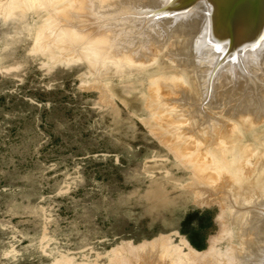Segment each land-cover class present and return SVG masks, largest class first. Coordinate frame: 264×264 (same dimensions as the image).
I'll use <instances>...</instances> for the list:
<instances>
[{"label":"rangeland","instance_id":"374dc122","mask_svg":"<svg viewBox=\"0 0 264 264\" xmlns=\"http://www.w3.org/2000/svg\"><path fill=\"white\" fill-rule=\"evenodd\" d=\"M21 1V6L16 8L9 5V0H1V4L5 3L0 4V10L3 12H0V264H157L154 263L157 260L152 258H156L159 253L157 259H160L162 250L154 246L157 243H161L168 252L165 260L173 259L180 264H218L221 260L223 264H236L234 253L240 247L238 245H241V237L237 235L240 226L237 220L233 222L231 211L225 208V205H232L231 200H228L230 203L224 201L229 194L226 195L225 191L223 195V190L215 191L208 197L213 200L209 201V204H206V196L195 194L197 189H204V186H201L195 190L194 183L198 181L196 170L205 162L199 163L202 162V157L196 162L200 155L195 154L192 158H199L187 157L191 160L190 163V160L180 154V149L185 145L187 146L184 149L190 148L192 146L189 145L194 142L195 147H198L193 149L200 148L203 152L204 149L206 151L219 146L223 150L219 153L217 151V159L210 155V163L207 160L208 165H202L206 171L212 168L209 172L215 173L213 175L216 176L221 175L222 178L219 176L217 179L221 178L223 182H220L223 184L225 178L240 183H243L241 180L245 182L250 179V184L255 179L252 184L258 181V187L264 188V126L256 125L258 128H253L252 125L253 130H250V127H240V120L236 121L237 118L233 117L235 120H230L231 125L226 130L230 118L222 117V113L217 114V117H220L223 124H226L223 121L228 123L224 126L218 121L224 126V132L221 125L220 129L218 128L217 121L212 122L214 116H209V119L211 124L217 125L208 126L211 125L208 118L205 117L207 122L205 118L202 120L200 117L199 120L201 115L193 112L198 110L194 109L197 107L194 101V104L190 103L191 99L187 103L190 105L186 104L183 95L187 87L184 85L192 81L187 71L174 70L177 75L183 76L180 79L182 83L178 80L180 84H176L182 86L181 90H185L183 94L180 89L177 91L178 95L181 94V99L186 101L179 103L180 106L178 103L174 104L173 100H170L172 98L168 99L162 92L159 93L155 84L149 88L150 83H155L158 78L164 77L162 75L166 76L173 71L168 69L170 63L167 57L162 55V49L157 53V62L151 63L148 60L156 57L152 51L159 50L151 49L155 47V42L150 43L151 47L149 43L145 45L150 48L145 49L151 51L150 56L154 55L153 58L149 57L143 47H139L148 57L143 56L142 51L141 55L136 53L139 59L142 56L143 61L136 60L141 71L139 67L134 68V62L133 68L137 70L135 75V70H131L133 63H128L130 68L122 69L124 62L119 64V67L113 64L114 62L111 63L112 60L109 62L107 54V60L106 55L103 58L101 54L100 61L104 59L105 63L112 65L106 66L99 61L98 64V59L93 63L94 58L90 55L92 52L87 50L88 47L83 45L85 50L78 47L79 45L77 49L73 47L76 43H72V36L76 38L74 40L79 37L69 31L72 35L69 39V33L62 29L68 22L66 18L63 19L66 16H63L62 12L54 13L55 9L59 8L62 10L58 11L68 10L67 6L74 0H66V6L62 5L63 8L67 7L66 10L61 8V0ZM85 4L91 5L92 0L91 4L89 0H85ZM89 5L85 6V10ZM7 6L10 8L7 9ZM54 14H61L62 16L58 15L62 17L61 23L66 25L62 26L57 22L58 19L61 21L59 17H55L54 21ZM87 17L91 20L94 18L88 15ZM94 19L91 23L95 24ZM54 22L60 23L58 26H61L62 33L67 32L65 34H68V38H64L66 35L61 38L68 40L64 42L72 41L69 46L72 44L70 48H74L71 49L74 54L71 51V54L69 53V46H66L65 50L64 44L67 43H62L59 36H62V33L58 34L59 29H55L58 26L54 27L57 25ZM67 27L72 26L68 24ZM67 27L66 30H70ZM56 36L60 38L59 43L63 44L59 45V48L62 47L61 51L55 46L59 40L54 41ZM78 42L81 43V40ZM52 44H55L54 47ZM170 44L169 42L168 45ZM63 48L65 53L67 52L66 55H62ZM77 52L80 53L76 56ZM118 52L115 51L116 54ZM144 57L148 59H143ZM144 60L150 63L144 64ZM95 63L101 64L100 67L103 64L104 66L99 68ZM113 65L122 67V70L130 69L131 72H123V78V75L120 76L121 69L116 71L114 66L118 74L115 75ZM148 80H151L150 83ZM150 89H155V92ZM149 91L153 94H149ZM154 93L158 95L156 98L162 101L161 103L171 102L163 106L164 104L156 101L160 103V109L161 105L164 109H168L169 105L174 108L172 114H180L181 118H188L184 112L187 115L193 112L195 117L193 114L190 117L194 126L190 117L186 119L189 124L185 123L186 120L180 123V118L175 119L180 124H174L173 120L178 116L170 114V109L167 116L163 115L165 110L162 108L159 111V104L154 103ZM185 95L189 97V94ZM149 103L153 106L156 104L158 108L154 106L153 109ZM191 105L195 107L192 108ZM203 105L200 106H207ZM155 109L157 112L163 111L161 114L162 117H167L166 120L173 116L170 121L167 120L173 121L172 128L170 123H160V113ZM182 112L184 115H181ZM263 118L258 120L257 124L260 125L264 121ZM196 122L198 125L205 123L201 125L206 130H202L209 132L206 137L210 135L213 138L204 139L211 142V138L213 142L206 140L205 144L198 145L200 143L195 140L200 138L202 132L199 131L200 128L197 129ZM233 122L238 124L239 131V127H233ZM235 123L233 124L236 125ZM188 125L196 129L191 130L194 131L193 134L196 131L195 134L200 133L197 134L199 137L195 138V134L189 131L190 128L186 130ZM261 125H264V122ZM181 127L185 128V131ZM211 128L214 130L213 135L210 134ZM217 128L222 133H219ZM165 129L167 133L163 131ZM179 131L187 135L190 132L194 139L188 141L189 143H175L177 148H174L172 142L169 143L171 146L168 145L169 137ZM173 139L172 137L171 140ZM192 160H195L196 166L192 164ZM193 170L196 172L193 173ZM234 174L240 179L237 180ZM213 175L212 179H215L216 176ZM242 177H245V180ZM221 183L218 186H221ZM206 185L205 188L209 187V190H219L212 187L215 184ZM229 255L234 259L231 260ZM176 258L182 260L179 262Z\"/></svg>","mask_w":264,"mask_h":264},{"label":"bare ground","instance_id":"6f19581e","mask_svg":"<svg viewBox=\"0 0 264 264\" xmlns=\"http://www.w3.org/2000/svg\"><path fill=\"white\" fill-rule=\"evenodd\" d=\"M26 1H28V0H26ZM21 2H22L21 0H9L8 3H10L9 5L10 6L12 5L13 8H16V6L17 7L21 6ZM65 2L67 3L66 0H61V2H59V3H62L61 4V6H62L63 4L65 5ZM68 2H69V0H68ZM4 3H2V4L4 5ZM8 3H7V5H8ZM89 3L91 4V0H89ZM0 4H1V0H0ZM57 5H56V7L59 8ZM88 5L89 4H85V0H74L73 2H71L70 6H67V7H69L68 10H66L67 9V7H65L66 5L64 6L65 8H63V6L61 7L64 10H66L64 12L58 11L60 8L55 9L54 13L55 12L56 13L62 12L61 14H63V16H66L63 19L66 18L68 22L65 21V23L67 22L66 23L67 25L64 23H61V22H63L61 20L62 17H59L61 14H57V15L54 14L55 15L54 18L55 17L60 18L61 21H58L59 20L58 19L57 22H60L61 24L56 23V22H54V24L56 23L57 25H54L53 23L52 24L54 25V27L55 26L57 27L59 24L60 25L64 24V26L66 25L65 28L62 27V29L69 33V39H71V36H72V35H70L71 33L74 36H76L77 38L79 37L78 40H74L76 38L72 36L73 42L69 40V43H71V42L73 44L76 43L75 44L76 46H73L75 49H77L78 47H81L82 50H85L88 47L89 49L87 48V50L89 52L90 51L92 52V54H90V55H92V57L94 58L93 63L95 62V59H98L96 61L98 64H99V62L105 63L104 59H102L103 61H100L101 60L100 55L103 54L102 56L104 58V56L107 54V55H109V57L106 55L105 59L107 60V57H108L110 59V61L108 60L109 62H111V60H112L111 63L114 62L113 64H117L119 67L124 62V65L123 64L121 65V66H124L123 68L121 67L122 69H124L125 67H126V69H128L133 65L131 67V70H135L134 68L139 67V65H137L138 61H140V60L143 61L142 56L139 59L136 55L137 52L140 53L142 51V49H139V47H141V48L143 47V50H145L146 53L147 52L149 53V54L147 53L149 55V57L153 58L154 55L150 56L151 51L149 52V50H148L150 48L146 47L145 45H149L150 43L155 42L156 45H158V47L156 45H155V47H151V44H150V47H151V49L152 48H154V49L159 48V50L157 49L158 52H156L157 50L152 51V53L155 54L156 57H154L153 59L145 58L147 56V54H144L145 52L142 51L141 52L142 55L143 56L145 55V57L143 59H148V60H150L151 63H153L152 61L157 62V58H158L157 55L161 52L160 50L162 49V55L167 57V58L164 57L165 62L167 59L168 62L170 63L169 64L170 67L168 69H170L171 71L173 70V71L169 72V74L166 76L162 75L164 77H161L160 79L158 78V80H156V82H155V79L153 78L154 79L153 81L155 83H153V82L150 83L151 80L150 81L148 80V83H150L149 88H150V86L153 87L155 84L156 85L155 89L158 87L157 89H158L159 93L162 92L165 97H168V99L172 98L170 100H173L172 102L174 104L175 103H178V104L182 103L183 104L185 99L187 101V102L185 101L187 104L188 101L192 99V101H189V102L193 103V101H194V103L196 104L195 106H197V107H195L194 105L193 106L195 107L194 109H198V110L195 111L193 109L194 110L193 112L195 114L197 113L198 115H201V116H199V120H200V117L202 118V120H204L205 117L209 119V116H210V118L211 117L213 118V116H214V118L211 119L212 122L220 121L221 124H223L222 120L219 119L220 117H217V114L222 113V115H221L222 117L227 116L228 119L230 118L228 121V122H230L228 127H225L226 130L229 129V126L231 125L230 120L233 117L237 118L236 121L240 120L239 121L240 127H250L251 128L253 125V128H254V126L256 128H258V126L259 127L264 126V125H261L264 121H262V123L260 125L257 124L259 122L258 120H260V119L262 120V117H264V0H92V4L89 5V8H86V10H85V6H88ZM10 6L9 7L7 6V9L10 8ZM59 6H60V4H59ZM5 7H6V5L3 6V9H5ZM87 9H89V11ZM6 10H5V12H6ZM60 10H62V9H60ZM7 11H9V10H7ZM85 11H88V12H85ZM0 12H2V10H0ZM86 14L88 16L94 17L95 19L94 18H92V20L89 19ZM93 19L96 22L95 24H94V22L91 23V21H93ZM54 21H56V18ZM68 24H69V26H72V27H67ZM66 27L68 29L70 28V30H66ZM55 29L57 31L59 29L58 34H59V32H61V26H60V28L58 26V28H55ZM55 29H54V31H55ZM64 31H63L64 34L61 32L62 36L59 34L60 38L64 37V35H66L65 33H67V32H64ZM49 32H51V30ZM56 33L54 35H56ZM59 36L58 37L56 36L57 39L55 38V40H54V41H57L59 39L58 45H55V44L54 45L57 46V49H59V51H61V48H62L61 46L63 44L61 45L59 42L62 41V43H67V44H64L65 50H67L66 46H69V43L64 42V40H67V39L63 40V38H61L62 40L60 41ZM67 36H68V34L64 38H66ZM53 38H54V36H53ZM79 40H81V43L78 42L79 43L78 44L77 41H79ZM82 42H83V44H82ZM169 42L171 43L170 45H168ZM154 44H152V46H154ZM54 45L52 44V47H54ZM59 45H61L60 46L61 48H59ZM70 46H72V44H70ZM70 46L68 48H70ZM45 48L47 49V47H45ZM72 48H70V50H69L70 54L72 52L71 51ZM74 48H73V50H74ZM145 48H148V49H145ZM114 49L116 52H118L119 50L120 51L116 54ZM62 50H63L62 55H64V54L66 55L67 52L65 53L64 48ZM138 50H140V51H138ZM88 51L87 52L85 51V53L89 54ZM113 51H114V53H112ZM80 52H77V54H75V55L77 56ZM82 53L83 52H81V54ZM85 53H84V55H85ZM141 53H140V55H141ZM72 54H74V53L72 52ZM75 55H70V57L75 56ZM79 56L81 57L82 55H79ZM86 56L87 55H85V57ZM85 57L82 58L83 62H84ZM87 57L89 59V56H87ZM98 57H100V58H98ZM88 59H87V61L89 63H91L90 60H88ZM136 60H138V61H136ZM144 61H145L144 64L150 63L148 61L146 62V60H144ZM109 62L105 63L106 66H108L110 64ZM134 62H136L137 67L134 65L135 64ZM97 63H95V65ZM126 63H127V65H126ZM128 63L129 64L133 63V64H131V66L129 67ZM142 63H141V65H142ZM100 65H98L99 68H102L104 66V64L101 67H100ZM110 65H112V64H110ZM150 65L151 64H149V66ZM114 66L115 65H113L112 68ZM152 66H154V65H152ZM119 67L115 66L114 68H115V70L116 69L120 70L121 68H119ZM114 68H113V71H115ZM139 68L141 71L142 70L141 67H139ZM152 68H154V67H152ZM96 69H98V68H96ZM122 69H121L122 72L120 71L121 77L123 75L122 74L123 72H125V71L127 73L129 71L131 72L130 69H129V71H127L126 69L125 70H122ZM181 69L187 71L189 73L188 74L189 78L192 79L191 83L187 82L186 85L183 84L184 86L187 87V91H186L187 93L185 92V90H181L182 86L180 87V86L176 85L179 83L178 80L181 82L180 79L183 78V76L180 77V75H177L178 70H179V72H181L180 71ZM166 70H167V68H166ZM174 70H176L177 72L175 73ZM116 71L114 73H115V75H118V74H116ZM135 72H137V70H135L133 72V74ZM142 73H144V72H142ZM151 73L153 74V72H151ZM131 74L132 73H130V75ZM128 77H130V76H128ZM123 78H125V75H123ZM149 79H150V77H149ZM184 83H186V82L184 81ZM184 86H183V88H184ZM151 89H153V88H151ZM155 89L151 90V91L155 92ZM148 90H147V92H148ZM178 90L183 91L182 94L185 92L183 95L185 99L184 98L181 99V96H179L181 94L179 93V95H178V93H177ZM153 92L149 91V94L150 93L153 94ZM175 93L177 96L174 95ZM185 94H189V97ZM142 95L140 97H142ZM154 96L155 97H153V99H154V103H155L156 101H159V100L156 98V96L158 97L157 94H155ZM162 98L164 99V97H162ZM200 98L202 99L201 101H200ZM155 99H157V100H155ZM179 100L182 102H179ZM163 101H165V100H163ZM204 101L207 102V103L205 102V104L207 106H205V107L200 106V105L204 104ZM149 102H150V100H149ZM151 102H153V100H151ZM159 102L161 103L162 101H159ZM159 102H156L157 104H159V105H157V106H159V108L156 106V104L154 105V106H156L155 108L159 109V111L163 108V106L167 105V103H171V102H165V104L161 103L164 105L163 106L161 105V109H160V103ZM197 102L203 103V104L199 105V103H198V105H197ZM190 103L187 105H190ZM182 104H181V106H182ZM184 105H183V107L186 106V105L185 106ZM150 106H152L154 109L153 105L150 104ZM179 106H180V104H179ZM193 106L191 105L192 108H193ZM167 107H168V109H164V108L162 109L163 111L164 110L168 111V112L164 111V113H162L163 115L164 114L166 115L167 113H169V109L171 111L170 114H172V112L174 111L173 110L174 108H170L169 105ZM175 107H177V105H175ZM183 107H181V108H183ZM186 107H185V111L187 110ZM181 108H178V109H181ZM156 110L157 109H155V111ZM190 110H191V108H190ZM163 111H161V112H163ZM180 111H183V110L181 109ZM161 112H157V113H160V116H161L160 123L161 124L170 123V127L172 124L171 122H173V121H174L173 122L174 124H180V123H182L181 121L184 122V120L190 119L191 114H193L192 116L195 117V114L192 111H191L192 113L189 115H187L186 112H184L186 117H188V118H184V116H182V118H183V120H182V118L179 117L180 114L178 112L179 115H177V113L172 114V115L178 116V118L175 117L174 120L172 119L173 121L167 122V120L171 119L173 116L170 118L169 116H171V115L168 114L169 119L166 120L165 118H167L166 117L167 115L165 117H162ZM151 113H153V112H151ZM157 113H155V114H157ZM181 115H184L183 112ZM238 117L240 119H238ZM179 118H180V123L179 122L177 123L176 120ZM234 118L232 120H235ZM155 119H156V117H155ZM194 119L196 120V118H194ZM208 119H206L205 121L207 122ZM187 121L188 120H186L185 123ZM205 121H203V122H205ZM209 121H210V119H209ZM156 122H158V121H156ZM190 122H192V118H191ZM193 122H192V124H193ZM212 122L210 121V124ZM223 122L228 124L227 121H223ZM187 123L189 124V122H187ZM233 123H235V122H233ZM233 123H232L233 127H236V129H237L239 127L238 124L235 123L236 125H234ZM167 124H165V126ZM201 124H205V123L201 122L199 124L200 126L197 123V125L199 127L198 126H196V127H197V129L200 128L199 131L202 132V134H201L200 138H197V140H195V141H197V143H200V144H198L200 146L205 144V142L207 140L206 138H208V139H209V137L213 138V136H210V135H209V137H206V136H208L207 134L209 132L207 133L205 131L206 132L205 133L202 130L205 127H202ZM213 124H211V125L206 124L205 126L208 125L211 127ZM217 124H219V125H217ZM217 124H214V126L217 125L219 128V126L221 124L219 122ZM226 124H223V125L227 126ZM190 125H191V123H190ZM256 125H258V126H256ZM160 126H158L159 129H161ZM193 126H194V124H193ZM208 126H207V128H208ZM224 126H222V128ZM156 127H154V128H156ZM162 127L164 128V126H162ZM240 127L237 129L238 131L240 130ZM188 128H190L189 131L191 132V134H193V132L196 130V129H194V127L192 129V127H190L189 125L187 126L186 130H188ZM218 128H217V130H218ZM182 129H184V131H185V128H182ZM233 129H235V128H233ZM166 130L167 129H165L163 131H166ZM191 130H194V131L192 132ZM204 130H206V128ZM211 130H212V128H211ZM231 130H232V128H231ZM231 130H229V131H231ZM237 130H235V131H237ZM241 130H243V129L241 128ZM250 130H253V129L251 128ZM176 131H178V130L176 129ZM213 131L214 130H212L211 131L212 133H210V134L213 135ZM218 131H219V133H222V131H220V130H218ZM218 131H216V133ZM232 131H234V130H232ZM179 132H175L174 135L171 133L172 136H170L169 137L170 139H168L169 140L168 145H170L169 143L172 142L174 144V148H175L176 147L175 143L177 144V142L189 143L188 141H191L192 139H194L193 135L197 131L193 135H191L190 132L188 133V135L192 136V138L189 137L187 135V133H182L181 131H179ZM223 132H224V128H223ZM166 133H167V131H166ZM197 134L199 135L200 133H197ZM197 134H195V138H196V136H198ZM220 135H219V137H220ZM216 136H215V138L217 139ZM229 136H230V134H229ZM172 137L174 138L173 140H171ZM204 137H206V138L204 139ZM211 138H210V140H211V142H213ZM216 139H215V141H216ZM231 140H233V138ZM239 141H240V139H239ZM207 142H210V141L207 140ZM165 143L167 144V142H165ZM194 143H193L194 146L192 145V143L189 145V146H192V147H190L192 149H190L189 147L184 149L185 146H187V145H185L183 148L181 147L182 149H180L181 150L180 152H182V153H180V152L179 153L183 155V158L189 157L190 159H195L196 157L192 158L195 156V154L197 156L200 155V158L197 157L199 159L196 160V162L199 161L202 157V162L199 161V163H201V164L203 162H205L206 164H207V162L210 163V160L208 158L210 155H214L213 158L217 159L216 158L217 151L219 153V152H221V150H223V149L219 148V146H218V148L213 147L214 149L213 148L210 149L209 147H207L208 145H205L209 149H206V151L204 149V152H203V150L201 151L200 148H199L200 150L195 149L198 146L195 147L196 143L195 144ZM201 143H203V144H201ZM217 144H218V142H217ZM178 145L181 146L180 144H178ZM210 146H212V145H210ZM193 147H195V148L193 149ZM203 147L204 146H202V149H203ZM198 152H199V154H197ZM224 155H226V154H224ZM221 157L223 158L225 156H221ZM189 158H187V159L190 160ZM226 158H225V161H226ZM187 159H184V160L186 161ZM207 160H209V161H207ZM213 161H216V160L213 159ZM187 162L189 163V161H187ZM193 162L194 163H192V164L195 165V160ZM190 163H191V160H190ZM205 163H203L202 165L206 166ZM223 164L225 166L226 162ZM202 165L199 166V164H198L196 167V168H198V166H199L200 168L196 170L198 173V176L196 174H194V176L195 175L197 176L196 179L198 180L197 181L196 179H194V181L195 180L197 181V183H194V184L196 187L195 190L197 188H200L201 186H204V189L202 190V187L200 188L201 191H198V189H197L195 194H198L199 196H204V197L206 196L208 199L206 204H209V201L213 202V200L208 198L209 195H212L213 192L215 193V191L217 192L220 190L224 191L223 192V195H224L225 191H226V195H228V194L229 195H228V198L226 196L227 199L224 201L227 202L228 200H231L232 205H231L230 201H228L230 203V206L225 205V208H227L228 210L231 211L233 222L237 220V223H239L238 225L240 226L239 227L240 228L239 233L237 232L238 233L237 235H239L241 237V242H240L241 245H238V246H240V247H238L239 249L237 248L238 251L235 248L236 250H235L234 254H236V256H235L236 258L234 257L233 253H231V254L233 255V257L235 259L233 257L231 258L230 255H229V258H231V260L234 259L237 262L236 264H264V188L258 187V185H257L258 181L255 184H252L255 182V179H254V182L252 181V183L250 184V183H248V181L250 180L249 178H248L249 180H247L245 182L243 180H241L243 183H240L238 181L237 182L232 181V179H229V178H225L224 184L225 185L227 184L226 185L227 189H226V187L220 189L219 187L224 186V184L220 182V181L223 182V180L221 179L222 178L221 175H217V176L213 175L215 173L209 172L212 169L211 167H210L211 169L208 168L209 171H206V168L203 167ZM202 167H203V169H202ZM196 171L193 170V173H195ZM213 172H215V171H213ZM217 174H219V173L217 172ZM230 174H231V172H230ZM211 175L216 176L215 179H212ZM231 175H233V174H231ZM262 175H264V173ZM219 176L221 177L220 180L217 179V178H219ZM228 176H229V174H228ZM235 176H237V175H235ZM235 176H233V177H235ZM199 178H202L201 179L202 181L199 180ZM236 179L239 180L240 178H238V176H237ZM242 179L245 180V177L244 178L242 177ZM203 180H205L206 182H203ZM200 183H203V185ZM210 183H211V186H212V184L217 185V187H215V185H213L212 187H214V189L218 188L219 190H209V187L205 188V185L207 184L210 186ZM220 183H221V186H218V184L220 185ZM212 187H211V189H212ZM237 230H238V228H237ZM163 245H165V244H163ZM154 246L158 247L159 249L162 250V251H160V253L162 252L160 254L161 256L159 257L160 259H157V257L159 256V253H157L158 255L156 254V258H154V256L152 257L154 260H157L156 262L153 261L154 263H157V264H180L178 262L173 261L172 258H171L172 260H170V259L165 260L164 259V258H166V255H168V252H167V250H165L163 248L161 243H157V245L155 244ZM235 247H237V245ZM231 252H234V251H231ZM195 256H196V254H195ZM199 256H198V258H199ZM186 258H188V257H186ZM192 258H193V256H192ZM192 258L190 260H192ZM229 258L227 257V259H229ZM177 260L178 259L176 258V261ZM181 260H178V261L180 262ZM231 260L230 261L227 260V261L231 262ZM234 260L232 261V263L235 262ZM166 261H168V262H166ZM221 261L219 263L223 264V260H221ZM225 261H226V259H225ZM184 262H182V263H184ZM226 263L227 262H225L224 264H226ZM228 264H231V263H228Z\"/></svg>","mask_w":264,"mask_h":264}]
</instances>
